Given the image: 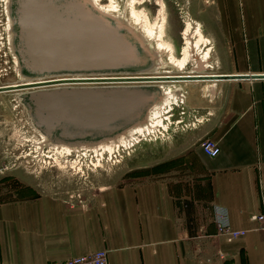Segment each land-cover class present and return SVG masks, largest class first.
<instances>
[{
  "label": "crops",
  "instance_id": "1",
  "mask_svg": "<svg viewBox=\"0 0 264 264\" xmlns=\"http://www.w3.org/2000/svg\"><path fill=\"white\" fill-rule=\"evenodd\" d=\"M203 3L229 57L227 74H264V0ZM215 86L214 95H200L214 110L204 135L221 151L211 157L193 148L189 163L199 176L191 193L152 179L108 189L86 207L47 194L0 203V264H54L97 250H107L109 264H264V224L254 219L264 214V79ZM201 206L205 221L186 223ZM221 213L246 233L229 240Z\"/></svg>",
  "mask_w": 264,
  "mask_h": 264
},
{
  "label": "water",
  "instance_id": "2",
  "mask_svg": "<svg viewBox=\"0 0 264 264\" xmlns=\"http://www.w3.org/2000/svg\"><path fill=\"white\" fill-rule=\"evenodd\" d=\"M9 49L18 60L15 92L43 147L79 151L117 143L148 124L164 83L264 79V74H160V55L125 18L92 0H7ZM216 84H207L214 95ZM181 96V91H176Z\"/></svg>",
  "mask_w": 264,
  "mask_h": 264
},
{
  "label": "rangeland",
  "instance_id": "3",
  "mask_svg": "<svg viewBox=\"0 0 264 264\" xmlns=\"http://www.w3.org/2000/svg\"><path fill=\"white\" fill-rule=\"evenodd\" d=\"M123 1L120 0L121 3ZM103 2L107 3V0ZM161 2L165 5L167 17V39L175 45L176 54L181 53L185 43L183 32L186 23L192 24L190 35L196 22H199L212 45V68L204 67L205 73H227L229 57L223 42L217 40L210 30L208 7L203 0H148L137 7L145 8L155 20ZM3 6L4 0H0V86L15 84L20 79L9 49L7 16ZM164 62L160 63L159 68L162 74L173 70ZM184 85L173 115L165 120L167 128L157 127L131 148L122 147L113 155L105 153L102 158L92 154V151L85 156L82 151L81 154L72 152L68 158H61L66 163L65 168L54 164L53 157L49 155L51 152L48 157L36 152L35 141L41 140V136L27 121L16 100V93L0 92V203L47 194L62 199L69 207H86L108 189L152 179H168L174 185L175 192L191 193L196 188L199 175L190 167L189 155L194 147L201 148L203 140L208 138L204 135V127L207 126L204 122L214 114V110L209 98L200 95L201 90L205 93L204 83L187 82ZM51 149L44 147L46 152ZM99 159L101 166L98 165ZM73 161L75 166L72 165ZM162 164H169V172L161 173ZM198 211L202 215H185V222H197L199 219L204 222L205 208L201 206Z\"/></svg>",
  "mask_w": 264,
  "mask_h": 264
},
{
  "label": "bare ground",
  "instance_id": "4",
  "mask_svg": "<svg viewBox=\"0 0 264 264\" xmlns=\"http://www.w3.org/2000/svg\"><path fill=\"white\" fill-rule=\"evenodd\" d=\"M94 5L101 11L111 14L116 17H122L127 19V21L139 32L145 36L149 42V44L157 50L160 55V62L165 61L169 64L173 70H169L165 72V74H197L201 73L197 71V62L198 60L202 61L205 64L206 69L211 67L210 58H211V44L210 38L205 35L202 25L199 22L193 23L195 26L193 27L191 34L189 32L192 28V24L190 22H185V31L183 32L185 37V43L181 49V53L179 55L176 54L175 45H173L167 39V17L165 13V5L163 2L160 3V7L157 11V18L155 20L152 19L150 13L145 8L138 9V4L146 3L148 0H124L123 3L120 0H107V3L103 2L104 0H92ZM6 2L4 0L5 12H6ZM4 10V8H3ZM7 16V14H6ZM6 23V31L8 30L9 20L8 16ZM6 20V19H5ZM188 21V20H187ZM5 31V32H6ZM8 36V34H7ZM8 41L10 37H7ZM8 46V45H7ZM10 52V51H9ZM13 60L16 66V72L19 75L20 79L17 80L16 83H21L23 81L20 76L18 70V60L15 55H13ZM164 62V63H165ZM163 64V63H162ZM161 65V64H160ZM161 67V66H160ZM159 67V68H160ZM15 68V67H14ZM212 68V67H211ZM14 70V69H13ZM165 71V70H163ZM176 72V73H173ZM205 73V71H202ZM162 74V73H160ZM198 82V81H197ZM184 83L187 82H178V83H164L163 89L165 91V100L161 104L155 105L149 113V121L148 124L144 127L131 129L128 132V136H123L119 139L117 143H110L108 145H102L95 149H82L79 151L70 149L64 146H52V149L48 152L44 150L42 146L43 139L36 140V152H40L43 157L47 156L48 153L54 159V164H56L59 168H65V161L61 158H68L71 153H80L84 152L83 155L87 154V152L92 151L98 158H102L105 153H109L113 155V152H118L122 147L124 149H129L134 146L139 141L143 140L147 134H151L155 131L157 127L167 128L168 124L165 121L166 119H170L171 115H173V110L178 103V95H176V91H181L183 89ZM81 154V153H80ZM40 155V154H39ZM73 161L72 165L76 164ZM79 164V163H78ZM100 164V165H99ZM98 165L101 166V159L98 161ZM79 166H81L79 164ZM94 167V166H93ZM82 170V169H81Z\"/></svg>",
  "mask_w": 264,
  "mask_h": 264
},
{
  "label": "built area",
  "instance_id": "5",
  "mask_svg": "<svg viewBox=\"0 0 264 264\" xmlns=\"http://www.w3.org/2000/svg\"><path fill=\"white\" fill-rule=\"evenodd\" d=\"M201 149L206 155L211 157L218 156L221 151L219 145L210 138H206L203 140V142L201 143ZM254 219H257L262 224H264V214L255 216ZM217 224L219 230L224 234H227L229 240H233L246 233L245 231L231 229L227 221V215L225 213H221L218 215ZM54 264H109L108 252L107 250H97L81 256L58 261Z\"/></svg>",
  "mask_w": 264,
  "mask_h": 264
}]
</instances>
